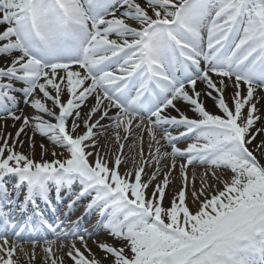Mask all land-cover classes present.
I'll return each mask as SVG.
<instances>
[{
	"label": "snow or ice",
	"instance_id": "snow-or-ice-1",
	"mask_svg": "<svg viewBox=\"0 0 264 264\" xmlns=\"http://www.w3.org/2000/svg\"><path fill=\"white\" fill-rule=\"evenodd\" d=\"M258 91L264 0H0V264H264Z\"/></svg>",
	"mask_w": 264,
	"mask_h": 264
},
{
	"label": "rangeland",
	"instance_id": "rangeland-1",
	"mask_svg": "<svg viewBox=\"0 0 264 264\" xmlns=\"http://www.w3.org/2000/svg\"><path fill=\"white\" fill-rule=\"evenodd\" d=\"M231 92H232V89L229 88L228 89V93L231 94ZM256 95L257 96H260V97H264V91H258ZM20 107L24 110L25 114H31L32 111H33L30 107L25 106L23 103H21ZM257 107H258L260 113L262 115H264V99L259 100V102L257 104ZM85 111H87V109H85ZM107 123L108 122L105 121V124H107ZM3 125H4V121L3 120H0V131H4L5 133H12L14 135L16 129L11 126L12 125V121L11 120H8L7 121V127L6 128ZM262 125H264V120L258 122L257 125H256V127H261ZM40 142H41V138L39 136H37L36 137V144H37V146H36V149H35L36 159H39L40 158V148H39ZM44 142H45V144H47V146H52L47 141H44ZM22 150L25 151V152H28L29 151V148H28L27 143H25V146H24V148ZM45 159H52L51 152H48V155L45 157ZM150 169L151 168L147 169V171L150 170ZM170 200H168V202L166 203V205H164L165 207H168L169 206ZM72 217H74L75 220L77 219V218H75V216L73 214L72 216H68V220H69V218H72ZM91 219H92V216L89 217L85 221V224H89V222H90ZM71 221H73V220H71ZM102 234L103 235H106V233H104V232L101 231V232H99L98 235L95 236V238L98 239V240H100V239L101 240H107V242L113 243V244H119L120 243L119 241L113 240L110 236H108L109 238L108 237L102 238V236H101ZM11 239H12V237H11ZM88 242H90V245L93 246V250L96 252V255L98 257H102L104 255L102 253V251L99 250L96 247V245L93 244L92 240H89ZM22 246H29V249L30 248L32 249L31 244L30 243H27V242H23V245ZM63 252L66 253L67 252V249H64ZM38 255H40V256H38ZM19 256H18V258H19V264H44V256H45V253L43 252L42 248H40V247H37V249L35 250V259H30L29 258V257H31L30 254H29V257H25V256L19 257ZM66 261H67V264H71V262L68 261L67 258H66ZM104 264H108V261L105 260L104 261Z\"/></svg>",
	"mask_w": 264,
	"mask_h": 264
},
{
	"label": "bare ground",
	"instance_id": "bare-ground-1",
	"mask_svg": "<svg viewBox=\"0 0 264 264\" xmlns=\"http://www.w3.org/2000/svg\"><path fill=\"white\" fill-rule=\"evenodd\" d=\"M198 87H202V85H198ZM206 105H207L208 108L211 109L212 106H213V101H212L211 99H207V98H206ZM189 114L191 115V113H189ZM104 123H105V122H104ZM111 135H112V133L109 132L107 136L101 135V137H99V139H100V143H101V151H102V152H103V151H109V149H111V150H113V151L115 150L116 145H115V144L112 142V140L110 139V138H111ZM105 144H107V147H104ZM48 148H49V152H51L52 146H48ZM57 150L59 151V149H57ZM145 151H147L146 148H145ZM125 153H126L127 155H133V154H134V153H129L127 149H125ZM131 166H132V165H131V161L129 160L127 164H122V165H121V171L123 172L126 168H130ZM196 171H197V173H198V175H197V177H196V181H197V182H196V187L199 188V186H200V184H199V178H200V177H199V173L202 172V169H201L200 167H197ZM148 172L151 173V169L148 170ZM190 172H191V169H190ZM145 178H146V177H145ZM179 185H180V181H179V179H177L175 183H172V184L170 185L169 189L167 190V195H166V197H165V200H164V202H163L164 205H166V203L168 202V200H170V199L172 198L173 191L177 190L178 187H179ZM218 186L222 187V185H218ZM52 195H53V198H54V199H57V202H59V200H58V198H56L54 192H53ZM191 200H192V198H191V195H190V192H189L188 197H187V201H188L190 207L192 206V204H191ZM190 204H191V205H190ZM41 206L43 207V205H41ZM61 211H62V212L64 211L63 205H61ZM73 214H74L75 218H77L78 216L82 215V214H83V205H79V206L77 207L76 211H75L74 213H72L71 215H69V216H72ZM88 218H89V217H86L85 220L81 223V227H82V228H88L90 231L96 232V227H95V225H94V221L96 220L95 215H94V214L92 215V219L90 220L89 224H85V221H86ZM72 219H74V217L69 218V221H71ZM101 236H102V238H104V237H108L107 234H106V235H103V234H102ZM108 238H109V237H108ZM9 240L11 241V237H10V236H9ZM100 240H101V239H100ZM106 241H107V240H106ZM88 243H89V247H91L92 251H93L94 253H96V252L93 250V246L90 245V242H88ZM94 245H95V244H94ZM23 248H24V250H25L28 254L31 255V253H32V249H31V248L29 249V246H23ZM17 255H18V256L20 255L19 257H21V256H25L23 252H19V253H17ZM38 256H40V255H38ZM25 257H26V256H25ZM28 257H29V255H28ZM66 258H67V257H65V259H66Z\"/></svg>",
	"mask_w": 264,
	"mask_h": 264
}]
</instances>
